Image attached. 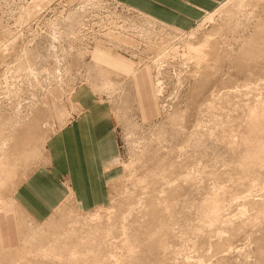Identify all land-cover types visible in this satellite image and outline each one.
Segmentation results:
<instances>
[{"label":"rangeland","instance_id":"rangeland-1","mask_svg":"<svg viewBox=\"0 0 264 264\" xmlns=\"http://www.w3.org/2000/svg\"><path fill=\"white\" fill-rule=\"evenodd\" d=\"M238 2L239 0H225L211 11L210 22H204L205 14L193 27L185 30L155 22L112 0H52L46 3L48 6L42 5L43 9L35 13L33 18H28L29 21L21 22L18 19L23 7L31 6L32 3L29 0H0V120H7L2 121L4 125L8 122L2 128L5 136L10 135V132L13 134L10 135V142L8 141L9 144L2 152L3 155L6 152L10 153L9 158H3L5 165H1L0 168L3 170L0 171V198L8 200L7 204L0 206V264H61L59 261L51 262L35 250L38 239H45L43 244H52L54 237L71 227L76 229V234L83 233L85 228L93 225L87 216L95 212L99 214V217L101 216L99 219L103 222L110 217L111 221L108 220V223L112 224L113 235L117 236V239H111L112 237L110 239L116 241L121 237L119 225L122 221L121 216L124 215L127 218L125 221L127 223L131 221V218L140 221L142 219L143 226L139 233L145 238L139 236V240L143 239L139 241V244L141 242L144 246L140 245L143 252L141 250L139 257L137 256L138 259L134 262L137 264L140 262L141 264H164L166 261V264H182V260L186 257L193 260L192 264H264V220L260 215H255V210L253 211V207L250 208L251 204H249L264 193V168L256 167L255 169L254 177L258 180V186L251 190L249 196L255 195V198L252 197L251 200L249 196H246L248 190H245V186L237 184L243 180L239 161L241 148L236 151L237 153H233L230 149L231 140H234L236 146L239 145L237 143L245 131L249 107L254 105L259 96L264 93V69L262 68L264 66V42H262L264 41V9H261V7L264 8V0H243L247 5L246 8L244 6L247 12L251 11L252 3L257 6H253L252 15L244 12L241 14L243 17L240 18L237 14L236 19L238 17L241 19V27L236 30L232 28L234 32L228 31L225 27L231 22L229 23L227 14L236 8ZM30 6L28 8H31ZM70 12L76 15L78 22H75L76 24L74 23L72 27L66 18ZM114 24L122 26L126 31L122 28L120 31L132 39L136 38V41L142 37L137 36L131 27L141 26L144 30L150 31L151 41L158 37L155 41L159 42V37L162 36L165 44L168 45L166 54L161 57L156 55L160 47L158 46L156 51V48L150 46L144 38L139 39V45L134 44L132 48L124 49L122 46L115 50L126 60L142 67L138 77L143 94L142 102L146 105L144 114L139 107L132 79L124 73L119 74L117 78L112 76L114 81L119 83V89L112 95L107 94L99 80V72L93 67L90 56L85 54L86 50L93 47L96 42L107 40L106 30L112 29ZM230 27L233 26L230 25ZM175 29L176 32L183 33L182 38L178 35L174 36ZM220 29L223 30L220 31ZM255 29L258 30L262 39L255 40L258 35ZM225 31H227L226 34ZM190 32L193 33L191 38ZM209 35L212 36L210 37L212 40L216 37L220 41L223 54L221 59L215 62L213 70L209 69L204 73L202 67L204 61L197 56L200 55L201 49H205L204 42L210 39ZM243 37L246 42L243 41ZM186 40L192 41L195 50L185 45ZM241 42L249 45L243 44V46ZM242 46L253 49L257 47L256 54L251 57L249 53L245 51L243 53ZM176 47H178V54H172V48ZM234 56L236 60L240 58V62L236 65ZM146 69L150 72L152 92ZM30 71H36L35 75L30 74ZM156 77L162 81L163 85L160 95L157 94L156 89L154 90ZM82 84L88 86L97 96L109 100L112 107L119 144V159L110 180L107 181L108 198L104 205L88 212L78 211L68 202L62 203L46 221L36 224L16 203L12 202L13 195L25 177L44 161L48 137L72 116L74 107L70 96L73 90ZM215 93L220 94L222 100L227 93H231L229 96L233 102L228 103L227 106L226 102L220 100L223 105L217 103L216 109L222 111L215 109L218 111L215 115L218 118L234 116L232 118L235 119V123L233 121V129L228 137L223 136L225 133L221 132L223 129L220 128V124L218 126L213 124L214 117L205 111V103L208 101L210 103L213 96L217 97ZM174 115L181 116L178 118L181 122L178 121L175 128L168 120ZM8 119L11 120L8 121ZM16 122L18 125L13 132L10 130V125ZM179 126H182L180 131L177 129ZM193 130L198 134V143H194L193 138H189L190 142L187 140V135ZM20 132V135L22 133L28 135L27 141L22 145L28 153L22 160L14 158L13 152H10L11 145L16 140L14 136L16 137ZM176 132L177 134H172ZM5 150L8 151L5 152ZM33 151L36 154L34 156ZM177 162L185 163V170L167 172L170 173L166 178L168 182L170 181L169 184L164 180L158 182L153 178L154 173L163 168L162 166L167 168ZM188 172L192 177L187 180L184 174ZM150 173L154 174L153 177ZM144 176L146 182H138ZM168 185L169 187L177 185L173 189H178L177 196L170 195L172 197H168L169 202L166 199V202L173 207L170 206L167 212H164L171 213L167 215L163 212L162 215L163 218L164 215L166 216V221L160 218L164 220L163 222L161 220L163 227L166 226V229L162 228L163 236L165 235L163 238L168 243L167 246L175 252L173 255L166 254V258L155 250L144 249L149 240L147 231L154 230L153 224L155 225L156 222L153 220L154 215L148 212V206L147 209L143 207V210L138 206V209H127V204L134 200L143 201L146 198L149 200V194L162 189L168 194L172 189ZM213 190L230 191L233 197L236 196L232 201L229 198L225 199V202L230 205L228 212L235 221L233 219L231 224L222 226L219 238L209 235L210 233L204 230L195 237L192 234V227L197 222L196 207L203 199L209 197ZM146 192L149 193L147 196ZM167 196H164V199ZM248 199L251 201L247 205ZM242 208H245V214L239 212ZM100 222L99 224L104 227ZM164 223L167 224L164 226ZM146 224L148 225L146 228L149 227L148 230L143 229ZM142 231L146 235H143ZM2 247L9 249H2ZM144 251L146 253L148 251L149 254H147L151 255L150 257L152 254L154 256L149 258L146 254L144 256L147 257L144 259ZM102 253L107 264L123 263L120 260L116 261V258L123 256L118 248H104ZM154 257L158 258L159 262H156L158 260L155 261ZM85 258L84 261H87L90 256L87 255ZM144 260L148 262L144 263Z\"/></svg>","mask_w":264,"mask_h":264},{"label":"bare ground","instance_id":"bare-ground-1","mask_svg":"<svg viewBox=\"0 0 264 264\" xmlns=\"http://www.w3.org/2000/svg\"><path fill=\"white\" fill-rule=\"evenodd\" d=\"M50 1H52V0H29V2L32 3L33 7H32V5L31 6L29 5L31 8H28L29 6H27V5H26L27 8L26 7L25 8L23 7V9H22L23 11L21 12V15L19 16V19L18 20L21 21V22H25V21L27 22V21H29L28 18H30V17L33 18L32 16H34L35 13L37 14V12H39V11H41L43 9V6L42 5L45 4V6H48V4L46 5V3L50 2ZM254 3H255V1H254ZM254 3H252L253 6H254ZM244 6L246 8L247 5L244 4L243 0H239V2L236 5V8L234 10H232L231 12H229L230 14H227L228 17H229L228 18L229 23L231 22V24H227L228 26L226 25V27H225V28L228 29V31L232 30V28L236 30L237 28L241 27L242 23H241V19L240 18L243 17V16H241V14H244V12H247L245 10ZM253 6H252V8H254L257 5L255 4V6L254 7ZM252 8H251V11L247 12V14H249V15H252L253 14V11L254 10ZM261 9H264V8L261 7ZM210 14H212V13H208L204 17V19H203L204 22L205 21H209L210 22L212 20V16ZM237 14L240 17V18L238 17L240 20L238 18L236 19ZM75 17H76V15L74 13H71V12L66 17L70 21V23L72 24L71 27L73 26V24L75 22H77ZM233 18H234V21H232ZM20 25H22V24H20ZM230 25H232L233 27H230ZM120 28H122V26H119L118 24H114V27L112 29L106 30V36H105V38L107 37V40L106 41H103V43H106L109 47H112L114 49H116V48L117 49H120V48H122V46H123L124 49H128V48H132L134 46V44H138L139 45V41L138 40L139 39L142 40V38H144L146 40V42L150 46H154L156 48V51H157V48L160 47L159 48L160 50H158V52L156 54L157 56L161 57V55L166 54L165 53V50L167 49L168 45L165 44L164 37H162V36L159 37V42L160 43L158 41H155L156 38H158L156 36H155L156 38L153 41H151L152 37H151V34H150V31L149 30H144L141 26H134L133 28L131 27V29L134 31V33L137 36L142 37V38H139L138 37L139 39H137V41H136L135 40L136 38L135 39H132V37L130 38L129 35H125L124 33H122L120 31ZM220 28H222V27H220ZM128 29H130V28H128ZM223 29H220V31H222ZM122 30L123 31H126L124 28H122ZM175 32H176V29H175ZM191 32L189 34V37L190 38L193 37V33H191ZM232 32H234V31L232 30ZM125 33H127V32H125ZM224 33L226 34L227 31H225ZM255 33L258 34V30L255 29ZM154 35H156V34H154ZM177 35L179 36V38H182L183 37V33H181L180 31L176 32L174 36H177ZM212 36H213V34H212ZM212 36L209 35L208 38H210ZM252 36H254V34ZM252 36L251 37L249 36V37L252 39V38H254ZM215 38L213 40L211 38H210L211 40L206 38L207 40L205 42L203 41L204 42V48L205 49L204 50L201 49L199 51V54L200 55L197 56V57H199L200 59H202L204 61L203 64H202V67H203V70H204L203 72L204 73H205L206 70L212 69L213 66H214V64H215V62H217V60L219 61L221 59L222 54H223L222 53L223 48L221 46V43H220L219 40H217V38L216 39ZM257 38L262 39V37L260 36V34L256 35V39L255 38L254 39L257 40ZM111 40L113 42H111ZM244 40H245V38L243 39V41ZM249 41H251V40H249ZM244 42H246V40ZM262 42H264V41H262ZM152 43H154V44H152ZM241 43H242L241 45L244 44L243 42H241ZM250 43H252V42H250ZM245 44L247 45L248 43H245ZM185 45L188 48L194 49L193 48V45L194 44H192V41H190V40H188V41L186 40V44ZM258 45H259V43H258ZM243 46L241 48H243ZM118 47H120V48H118ZM245 47H247V46H245ZM245 47L241 50L243 53L245 51V53H247V54L249 53L251 55V57H253V55L256 54L255 51H257L256 50L257 47L254 46L255 49L250 48V47H248V48H245ZM199 48H201V47H199ZM189 51H191V50H189ZM196 51H198V50H196ZM177 52H179L178 51V47L172 48V50H171V53L172 54H176ZM85 54H88L89 55V49L86 50ZM247 54H246V56H247ZM182 55H185V54H182ZM196 55H198V53ZM196 55H195V57H196ZM239 57H240V55H239ZM248 57L250 58L249 55H248ZM188 58L190 59V57H188ZM239 59L236 60V57H235V61L233 60L234 63H235V65H236L237 62H240ZM242 59H241V61H242ZM93 67L99 72L98 73L99 74V80L103 84V90H105L107 94L112 95V93L114 91H116V90L119 89V83L113 81V79L111 78L112 73L110 71L105 70L104 68L100 67L97 64H94ZM262 68L264 69V66H262ZM262 68H260V69L262 70ZM16 69H17V66H16ZM97 71H96V73H97ZM35 72H31L30 71V74H34L35 75ZM19 73H21V72H19ZM28 73H29V71H28ZM98 74H96V76ZM206 74L208 75V73H206ZM157 76H158V73H157ZM155 89H156L157 94L160 95L162 93L163 85H162V81L158 77H156V81H155V84H154V90ZM231 93H233V92L231 91ZM231 93H227V94L225 93L226 94V97L224 98L222 96V98H224L223 100L221 99V95L220 94L218 95L217 93H215V95L217 94V97L216 96H213L214 94L211 95L213 97L210 100V103L208 101V103H205L206 105H204L205 108H206L205 111L208 112V113H210V116L211 117H214V118H212L213 124H216V126H218L220 124V126H221L220 128L223 129V131L221 130V132L225 133V134H223L224 137H228L230 135V133H231V131L233 129L232 126L235 123V121H234L235 119L233 120L234 116H231L230 117L229 115H227V117L225 116V119L224 118L221 119V116H220V118H218V117L215 116L216 115V112H218V111H215V109L218 108L217 105L219 103H221L220 100H222L223 102H226L227 103L226 104L227 106H228V103L231 104V102H233L232 99H231V97H230L231 96L230 95ZM221 106L219 108H221ZM216 110H220V109H216ZM220 111H222V110H220ZM18 113H19V111H18ZM229 113H232L233 114V112H229ZM232 114H230V115H232ZM178 115L171 116L168 119L171 122L173 128H175V126L178 125V123H177L178 121L181 122L180 119H178L181 116L179 117ZM1 118H3V116H1ZM9 118H11V117H9ZM10 120L11 119H8V121H10ZM13 120H15V119H13ZM181 120H182V118H181ZM2 121L6 122L7 120L6 121L3 120V119L0 120V149L1 150L3 149L2 151L0 150L1 151V153H0L1 154V157H0V168H1V165H5V161H3V158H5V157L6 158L7 157L9 158V154L10 153L8 154L6 152L8 150H5V152H6V154L4 152L5 155H3L2 152L4 151V149L6 148V146L9 144V142H10L9 139L13 135L10 132V135L12 134L11 136L8 133H7L8 136H5L6 135V134H4L5 131H3V129H2L3 128V125H4ZM233 121H234V123H233ZM17 125H18L17 122L16 123H13V125L11 124L10 125V127H11L10 130L13 131ZM179 125H180V123H179ZM7 126H6V128H7ZM6 128H4V130ZM181 128H182V126L177 127V129H179V131L182 130ZM194 131L195 130H193V132L191 131V133L188 134V135L186 134L187 135V140L189 141V138H193L195 140L194 143H198L199 142V139H197V135L198 134L197 133H194ZM26 132H28V131H26ZM181 132H183V131H181ZM16 133H18V132H16ZM20 134H21V132L18 135L15 134L18 137L17 136L16 137L14 136V138H16V140H14L13 144L11 145V151H10V152H13L12 153V156L14 158H18V160H22V158H26L27 157V153H28V152H26V150L23 149L25 146H22V145H24L23 142H26L27 141L28 135H26L27 133H25V134L22 133V135H20ZM172 134H177V132L176 133H172ZM235 137H236V134H235ZM11 140H13V139H11ZM237 144H239V145L236 146V144L234 143V140H231L230 141V145H231L230 146V149L232 150L233 153L234 152L237 153L236 151H238V149L241 148V155H240L239 161H240V164H241V167H242V173H243L242 179L243 180L240 181V182H238L237 184H239L240 186H245V190L246 189L248 190V193L246 194V196H249L251 190L254 189V188H256L258 186V180H257V178L254 177L256 167H259L260 169L261 168H264V93L259 96V99H257V101H256V103L254 105H252V106L249 107L248 114H247V119H246V122H245V131L242 133V136L240 137V140H239V142ZM34 154L35 153L33 151V156H34ZM169 166L170 167L167 166V168H164V166H162L163 168H160L159 167L160 169H158V171H156V172L153 171V173L155 172L154 173L155 175L152 174V173H150V174H152L151 177H153V175H154L155 177H153V178L157 179L158 182L161 181V180H164V182H166V183L169 184L170 181L168 182L167 179H166L168 177V174H170L171 171L173 172L174 170H178V171L185 170L186 164L185 163H178L177 162V163L171 164ZM0 171H3V170L0 169ZM150 172H152V170ZM167 172H170V173H167ZM176 173H177V171H176ZM150 174H149V176H150ZM165 174H167V176ZM147 176L148 175H146V177ZM184 176H185V179H187V180L192 177V176H190L189 172L188 173H185ZM142 178L143 179H140L139 178L140 180L138 182H140V183L143 182V181L146 182L145 181L146 179L144 180L145 176L142 177ZM166 183H164V184H166ZM174 186L175 185H173V187ZM168 187H169V185H168ZM170 187H172V186H170ZM173 187H172V189L170 191L167 188V190L169 191L170 194L169 193L166 194V192H163L164 189H162V191L159 190L160 193H158L159 191H156V192L154 191L155 193L153 192L152 194H149L148 193L149 194V197H150L149 200H147V198H146V196L148 195L147 192H146L145 198H146L147 201L145 199L143 201L142 200H138V199H137L138 201H135L133 199L135 201V203H134V201L133 202L132 201H129V203L127 202L128 203L127 204V207L128 208L126 207L127 209H130V208H133L134 209V208H137V206H138L139 209L143 210V207L146 208L148 206V208H149V211L148 212L150 214L154 215L153 220H154V222L155 221L156 222H155V225L153 224V226H155L154 230H148L149 227L146 228L148 225L147 224L144 225L145 228H143V229H145V230L147 229L148 230L147 231V234H148L147 237L149 236V240H148V243H147L149 246L147 245L148 248H147V246H145L146 248H144V249H147L149 251L150 250H152V251L155 250V251H157V253L158 252L159 253H162L163 256L166 257V258H167V255L166 254H168V255L169 254H172L173 255L175 253L173 249H171L169 246H167L168 243L166 242L165 238H163V237H165V235L163 236L164 233L162 231V228H165L166 227L165 224H167V223H164V226L165 227H163V223L162 222L165 220V217L166 216L164 215V218H163V215L162 214H163L164 211L167 212V210L169 209L170 206L173 207L172 205H170V204L167 203V202H169L168 197L177 196V191L176 190L178 188L177 189L176 188L173 189ZM175 187H177V185ZM218 187L221 188V189L223 188V186H218ZM151 192H152V190H151ZM143 193H145V192H143ZM161 193H165V194H161ZM260 193H261V191H260ZM260 193H258V195H260ZM262 194L263 195H261V197L258 196L256 199H253L252 198L255 195L254 196H251V197L249 196L248 198H250L251 200L253 199V200L251 201L250 199H248L249 201L247 200L246 202H247V205H248V202L251 201L249 203V204H251V207L250 208L253 207L252 209H253V211L255 210V213H256L255 215H260V217L264 220V193H262ZM166 195H168V196L164 199V196H166ZM170 195H172V196H170ZM180 195H181V193H180ZM209 195H210L209 197H206L205 199H203L200 202V204L196 207L195 213H196L197 222L194 223L193 227L191 226L193 228L192 234L195 237L197 235H200V233L204 230V231L209 232L210 233L209 235H211V236L212 235H215V236H217L219 238L218 235L220 234V231H221L222 226L223 225L231 224L232 220L234 219L230 215V213L228 212V207L230 206L229 203L225 202V199L226 198H229L230 201H232L233 199H235L236 196L233 197L232 192L225 191V190H221V191L220 190L219 191L213 190ZM177 198H175V200ZM166 199H168V201ZM170 200H171V198H170ZM7 201L8 200H5L3 198H0V206H3L5 204H7ZM171 201L175 203V201H173V200H171ZM142 202L145 203V204H138V203H142ZM146 202H148V203H146ZM170 210L172 211V208H170ZM148 212H146V213H148ZM166 212H164V213L167 214ZM239 212L241 214H245L246 210H245V208H242V209H239ZM169 213H171V212H169ZM169 213L167 215H169ZM110 214L112 216V213H110ZM150 214H149V216H152ZM136 216L137 215H135V217ZM140 216L138 217L139 219L141 218ZM143 216H145V215H143ZM87 217H88V220L93 223V225L90 226V227L85 228L84 231H83V233L76 234V232H75L76 229L74 227H71V228L67 229V231L60 232L56 237H54L53 243L52 244H48V245L47 244H43V242L45 241V239L39 238L38 241H37V244L35 246V250L41 256L47 257L48 259H50L51 262L52 261H59V262H61V264H65V263H68V262L71 263V264H73V263L74 264H86L87 262H88V264H107L105 262V256L102 253V251L104 250V248H111V247H113V248L120 249V251H121V253L123 255V256H120V258L119 257L116 258V261L117 260L123 261L122 264H132V263L136 262V260L139 257L138 255H140L139 252L141 250H142L141 252H143V248L142 247L144 246L141 242L139 244V241L143 240V239H140L139 240V236H141V234L139 233V230H142L141 227L143 226V223H141L142 222V219L140 221L138 219H132L131 218V221L129 220L128 223H127V222H125L127 220V218L124 215L121 216V220L122 221L120 220L121 221L120 222L121 224L119 223L120 228H121V232H120L121 237L118 238V240L116 241V240H111V239H114V238L117 239L116 238L117 236L113 235V231H112L113 230V227H112V224L110 222L108 223V220L111 221L109 219L110 217L108 218V220H105L104 222L99 219L101 216L99 217V214L96 213V212L95 213H92V214L90 213V215L87 216ZM160 218H163L164 220H162ZM98 219H99V221H101L103 223V226L104 227H102V225L99 224ZM101 219H103V218H101ZM161 220H162V222H161ZM97 221H98V224L99 225L97 224ZM233 221H235V219ZM105 222H106V224H105ZM114 222H116V221H114ZM145 223L146 222H144V224ZM113 226H114V224H113ZM149 226H150V223H149ZM168 227L169 226L167 225V234L170 232V231L168 232ZM145 230H143V231L145 232ZM143 231H142L143 235H146V233H144ZM165 234H166V231H165ZM147 237H146V241H147ZM141 238H145V236L144 237L141 236ZM140 245L142 246L141 249H140ZM144 253H143V256L146 255L148 253V251H147V253H146V251H144ZM148 254H147V256H149ZM87 255H89L90 258L87 259V261H84V260H86L85 256H87ZM147 256H144V259H146ZM150 256H149V258H152L154 256V254H152V257H150ZM157 257H159V256H157ZM170 258H171V256H170ZM170 258L168 257V259H170ZM141 260H142V258H141ZM147 260H144V263L150 261V260H148V261ZM153 260L154 259H152V261ZM156 260H158V258L157 259L155 258V261ZM156 262H159V260L156 261ZM166 262L164 264H166ZM181 263L182 264L183 263L184 264H192L194 262H193V260H190V258L186 257V258H184L182 260ZM134 264H137V263H134ZM140 264H141V262H140ZM145 264H147V263H145Z\"/></svg>","mask_w":264,"mask_h":264},{"label":"crops","instance_id":"crops-1","mask_svg":"<svg viewBox=\"0 0 264 264\" xmlns=\"http://www.w3.org/2000/svg\"><path fill=\"white\" fill-rule=\"evenodd\" d=\"M112 1L160 24L186 30L225 0ZM115 50L103 41L96 42L89 49L91 63L110 71L115 78L121 73L128 75L144 114L146 105L142 102L138 77L142 67L126 60ZM146 71L152 92L150 72ZM70 99L74 107L72 116L48 137L44 161L25 177L13 195L12 202L36 224L46 221L65 202L82 212L104 205L108 198L107 181L119 159L109 100L97 96L84 84L73 90ZM153 106L156 107L154 100Z\"/></svg>","mask_w":264,"mask_h":264}]
</instances>
